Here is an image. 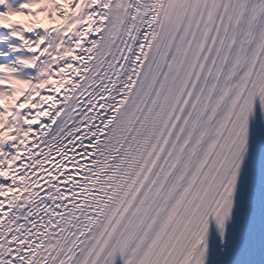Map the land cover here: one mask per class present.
Returning a JSON list of instances; mask_svg holds the SVG:
<instances>
[{
  "label": "snow or ice",
  "instance_id": "6c2138e0",
  "mask_svg": "<svg viewBox=\"0 0 264 264\" xmlns=\"http://www.w3.org/2000/svg\"><path fill=\"white\" fill-rule=\"evenodd\" d=\"M0 264H264V0H0Z\"/></svg>",
  "mask_w": 264,
  "mask_h": 264
}]
</instances>
